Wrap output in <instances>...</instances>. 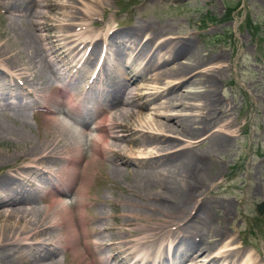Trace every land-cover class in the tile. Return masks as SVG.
I'll use <instances>...</instances> for the list:
<instances>
[{
  "label": "bare ground",
  "instance_id": "1",
  "mask_svg": "<svg viewBox=\"0 0 264 264\" xmlns=\"http://www.w3.org/2000/svg\"><path fill=\"white\" fill-rule=\"evenodd\" d=\"M52 1L27 0L23 5L19 0H6L2 4L7 24L0 29V68L6 70V82L0 81L7 91L0 95L5 101L0 104V137L12 139L17 146L13 152L0 150V263L232 264L241 260L258 264L251 256V247L239 250L231 238L224 243L229 234L224 232L219 214L215 222L211 221L212 213L216 215L220 208L222 216L227 215L229 202L211 200L206 207V181L216 180L219 163L215 155H210L212 160L207 164V157L222 154L232 136L226 131L231 125L227 120L231 108L222 106L215 95L223 65L210 66L224 55L202 54L180 36L160 38L153 47L158 62L151 70L157 71L150 77L162 81L168 78V85L136 102L145 94L138 85L128 88L126 81L132 77L126 70L123 81H111L112 73H107L105 66L94 76H90L91 70V81L83 77L93 61L98 64L101 51L102 64L112 65V55L119 57L122 53L119 47L129 58L126 50L135 45L132 60L143 56L146 67L144 73L135 76L145 78L150 43L162 29L144 21L124 30L111 29L106 23L103 27L101 21H92V16L97 15L96 6L104 0H97L96 5L84 4L83 9L69 3L52 7ZM56 7L65 8L59 13L62 18L54 15ZM48 20L54 23L49 25ZM94 25L98 29L94 30ZM39 26L48 29L45 35L38 32ZM50 34L61 41L51 39ZM62 42L67 52L58 47ZM87 47V65L78 66L81 59L77 57ZM132 66L129 64L127 71ZM104 73L109 79L106 83L102 81ZM13 79L21 80L29 89L20 83L16 90L19 82L12 86ZM183 88L186 90L180 92ZM28 95L27 103L44 109L45 113L36 114L49 117L37 131L36 140L28 135V116L20 110L26 105L21 103L23 96ZM150 101L180 113L163 114L164 120H147L152 128H144L155 130L153 133L138 129L132 119ZM73 109L75 112L70 111ZM57 112L72 122H66ZM88 121L93 123L92 132L87 130ZM219 124L222 129L214 128ZM116 131L122 134L116 135ZM165 133L176 136L166 137ZM194 139L198 143L190 141ZM179 140L186 145L179 147ZM205 140L206 149L197 150ZM94 142L99 150L92 147ZM133 146L151 150L144 155L142 149L132 151ZM130 155L137 160L134 165L145 159L156 166H119L118 162L127 163ZM11 157L20 159V165L3 170ZM96 169L112 177L130 170L134 190L149 199L141 205L140 201L127 200L117 211V202L89 194V179ZM65 195L71 198L65 200ZM99 203L109 206L110 211L96 209ZM109 219L115 222H107ZM90 247L97 255H92Z\"/></svg>",
  "mask_w": 264,
  "mask_h": 264
},
{
  "label": "rangeland",
  "instance_id": "2",
  "mask_svg": "<svg viewBox=\"0 0 264 264\" xmlns=\"http://www.w3.org/2000/svg\"><path fill=\"white\" fill-rule=\"evenodd\" d=\"M19 1L23 5L27 2V0ZM53 1L55 4H53ZM53 1L52 7L61 3H69L81 9L84 8V4L96 5L97 3V0ZM3 3L6 4V0H0V29L7 24V20L4 17L6 13L2 7ZM96 7L97 15L92 16V21H101L100 25L103 27L107 24L111 29L124 30L131 25L144 21L161 28L163 32L165 31L150 43L147 55L151 57L147 63L148 73L145 72V78L136 79L135 76V73H144V69L146 68L143 67L145 62L143 63V59H141L143 56L139 59L134 57V61L132 60L137 50L134 48L136 47L135 45L130 46L131 48L126 50L129 58L126 57V54L125 56L123 55V50L119 47L122 53L119 57L112 55V65L102 64L103 59L100 58H103V52L101 51L102 53L99 54L98 61L96 60L98 64L93 61V67L83 77V80L87 79V81H91L93 78L90 76L96 75L97 71L105 66L104 69H106V72L108 73L107 70H109L112 73L111 78L113 79L111 81H123V71L126 70L128 72L127 75L130 73L129 76L132 77L131 80L126 81L129 83L128 88L132 89L138 85L140 92L145 94V97L142 96L136 102H143L146 97H151L150 94L160 91L168 85L166 83L169 81L168 78L162 81L154 80V78L150 77L157 71L156 69H151L155 65V61L158 62L153 56V47H156V42L160 38L180 36V39L188 40L202 54L221 52L224 55V58L220 62L211 64L210 66L223 65V71L220 72L218 80L216 81L215 95L223 103L222 106L225 105L227 109L231 108L230 115L227 118V120L231 121V125L226 127V131L231 133L232 136L227 140V146L222 154H209V157H207V164L212 160L210 155H215L216 163H219L216 166L218 170H215L217 171L216 174H218L216 180L206 181L208 185L206 186L208 192L205 194L206 207H208V203L211 200L217 199L219 201L223 199L226 203L229 202L227 215L222 216V209L220 208L216 211V215L212 213L211 217L213 218L211 221L215 222L217 220L216 216L219 214L222 218L220 224L224 232L227 235L229 234L227 239L224 240V243L228 242V238H231L236 240L234 246H238L239 250L251 247L255 251L251 253L253 260L257 261L258 264H264V0H104L102 4ZM53 9H55L54 15L62 18L60 14L65 8L63 7L61 9L56 7ZM87 21L90 22L91 20ZM47 22L49 25L54 23L50 20ZM40 27L38 28V32L45 35L48 29H40ZM93 27L94 30L98 29L95 25ZM146 35L145 32L141 36L143 40H145ZM50 37L53 40L61 41L57 35L50 34ZM69 40L71 39L69 38ZM58 47L61 51L65 50L63 42ZM88 50L87 47L82 51L83 53L81 52L78 55L77 59L82 60H79L80 63L78 66L82 64V67H86ZM65 52L67 51L65 50ZM58 64L60 66V63ZM58 64L56 63L57 67ZM129 64L133 66L130 68V71H127ZM0 69V79L6 82V70ZM93 72L95 73L92 74ZM108 80L107 75L104 73L102 75V81L106 83ZM12 83H18V85L16 84L14 86L16 90H18L20 83V86H25L26 89H29L21 80L13 79L11 85ZM180 90V92H183L186 89L183 88ZM2 91H7V87L6 85H1L0 81V95ZM28 98H30L29 95L27 97L23 96L21 103H25ZM1 102L3 103L5 101L0 100V104ZM163 109L157 107L154 101H150L146 106L138 109V114L132 120L138 129L153 133L155 130L144 128L147 126L152 128L146 122L147 120L151 121L152 118L164 120L163 114L175 113L177 115L180 113L178 110L169 111ZM175 109H178V107H175ZM20 110H23L28 116V126L25 127L29 133L28 135L36 140V136H38L37 131L42 130L43 123H46L49 117H44L43 115L38 116L40 113H45L44 109L42 107L35 108L27 102L26 107ZM187 112H190V110ZM192 112L196 113L198 111ZM61 113L57 112L64 120H68H65L66 122L71 121L68 116ZM157 113H160L161 116H158ZM220 126L221 124L214 126V128L222 129ZM90 128H92V123H89V128L87 129L89 132H92ZM120 134H122V131H116V135ZM165 134L167 135L166 137L170 136L174 138L176 136L171 133ZM124 135L127 136V134ZM136 135L140 136V133ZM200 136L198 135L197 138ZM11 140L7 141V138L0 137V150L5 152L16 147L17 144H14ZM190 141H196L195 144L198 143V139ZM81 142L85 143L83 138H81ZM95 143L97 142H94L92 147L99 150L100 146ZM177 143H180L179 147L186 145L184 140H179ZM207 146V141L205 140L197 146V150L200 148L201 150L206 149ZM86 147H88V144ZM141 149L144 155L151 150L150 147L147 149L136 146L132 147V151L134 152L140 151ZM128 158L127 163L120 164L119 161V166H126L125 168L127 169L133 167L135 169H145L156 166V164H149L145 159L138 161L137 165H134L132 163L137 160L132 158L131 155ZM9 159V164H5L8 166H5L6 168L4 167L5 169H3L5 171H7V168L13 170L21 163V160L16 159V157ZM123 172L119 176L112 177L107 171L96 169L89 179V194L92 196L97 194L103 197L106 196L109 200L112 199L117 202V211L122 210L127 200H131L133 203L140 201V205L143 202H147L146 198L149 199L147 196L142 195L138 190H134L130 170ZM47 197L49 199L51 198L49 195ZM63 198L69 200L71 196L65 195ZM43 204V202H39V205ZM99 205L101 206L98 207ZM96 206V209L110 211V207L106 204L99 203ZM259 207L261 210L257 212V208ZM77 214L78 227L82 231L83 222L79 216V208ZM107 222L114 223L115 221L109 219ZM179 222L182 224L183 221ZM25 241L23 240L22 242ZM90 251L93 256L97 255L95 248L90 247ZM61 256L62 253L58 254V257ZM239 262L246 264L241 260ZM239 262L233 260L232 264ZM16 264L19 263L16 262ZM185 264H189V262Z\"/></svg>",
  "mask_w": 264,
  "mask_h": 264
},
{
  "label": "water",
  "instance_id": "3",
  "mask_svg": "<svg viewBox=\"0 0 264 264\" xmlns=\"http://www.w3.org/2000/svg\"><path fill=\"white\" fill-rule=\"evenodd\" d=\"M261 210V208L259 207V208H257V212H259Z\"/></svg>",
  "mask_w": 264,
  "mask_h": 264
},
{
  "label": "trees",
  "instance_id": "4",
  "mask_svg": "<svg viewBox=\"0 0 264 264\" xmlns=\"http://www.w3.org/2000/svg\"><path fill=\"white\" fill-rule=\"evenodd\" d=\"M227 11H229V10H227Z\"/></svg>",
  "mask_w": 264,
  "mask_h": 264
}]
</instances>
